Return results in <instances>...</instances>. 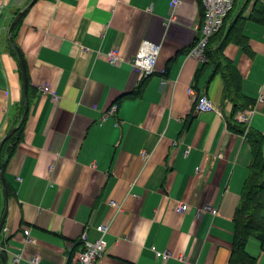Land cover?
<instances>
[{"label": "crops", "instance_id": "1", "mask_svg": "<svg viewBox=\"0 0 264 264\" xmlns=\"http://www.w3.org/2000/svg\"><path fill=\"white\" fill-rule=\"evenodd\" d=\"M32 1L0 0V142L24 97L7 32L17 10L26 9L11 32L33 93L0 159V264H80V237L96 240L100 224L108 250L95 264H230L247 135L264 134V0L234 1L207 62L189 53L202 36L201 0ZM143 42L161 48L140 81L132 61ZM226 62L240 83L231 97ZM190 88L217 112H195ZM205 206L216 213L197 214ZM245 252L264 264V237L250 236Z\"/></svg>", "mask_w": 264, "mask_h": 264}, {"label": "built area", "instance_id": "2", "mask_svg": "<svg viewBox=\"0 0 264 264\" xmlns=\"http://www.w3.org/2000/svg\"><path fill=\"white\" fill-rule=\"evenodd\" d=\"M204 7V22L202 26V36L196 41L193 48L189 52L192 57L205 60V48L207 47L209 39L215 35L222 27L224 20L228 14L232 11L235 0H201ZM181 3V0H173L172 5L176 7ZM161 46L152 42H143L135 57L132 61L134 67L139 70V79L144 80L150 77L156 69L157 59L160 53ZM107 59L109 63L115 64L118 61V57L115 51H110L107 53ZM44 92L48 89L44 88ZM190 97H192L195 102V112L197 113H210L217 112L216 107L205 95L198 96L194 89L190 88L187 91ZM117 109L116 105H112L109 110H107V115H113ZM251 112L241 113L238 116V122L244 125H248L251 118ZM146 156V155H145ZM115 204V203H112ZM188 205L178 204L176 211L183 213L188 210ZM210 212L212 214L216 213V210L210 206H205L204 208L197 211V214ZM95 230L99 234V237L94 241H89L87 238V233L83 232L80 237V242L83 245L82 251L77 255L80 264H95L97 261L102 259L108 250V244L105 240V235L108 232L107 224H100L96 226ZM23 234L26 236V241H30L29 229L26 227L23 229ZM155 256L160 258L162 261L168 260L171 255L170 253L157 251L153 248ZM12 264H20V257L15 256L13 258Z\"/></svg>", "mask_w": 264, "mask_h": 264}, {"label": "trees", "instance_id": "3", "mask_svg": "<svg viewBox=\"0 0 264 264\" xmlns=\"http://www.w3.org/2000/svg\"><path fill=\"white\" fill-rule=\"evenodd\" d=\"M19 11L20 10H17L14 13V16L17 15ZM253 14H256L255 20L262 23V12L255 10V13L253 12ZM19 22L20 19L17 21V23ZM17 23L15 25H17ZM212 37H214V35ZM212 37L209 39L208 44ZM208 44L204 52L206 62L210 60V56L208 53ZM11 50L14 56H16V53L12 47ZM217 69L221 68L217 67ZM221 74L223 75L225 83L224 96L231 97L232 94L237 93L240 89L238 74L235 68L228 62L225 63L224 68L221 70ZM27 97L28 102H30L31 98H33V93L29 86L27 87ZM241 99L242 101L240 104L242 106L244 105V102H251L244 97H242ZM22 113H24V97L20 103V106L18 107V109H16V121L14 125L20 122ZM23 125L18 127L13 135L3 143L0 149V159L2 152L5 151L7 145H9V142H12L14 144L15 137L17 136L19 138L22 133ZM247 140L250 146V153L252 157L250 173L248 174V179L246 180L242 191L240 206L236 211V215L234 216L235 234L233 239L232 255L229 262L230 264H256L255 258L245 252V243L250 236L264 237V134L249 133L247 135ZM0 166L1 168L3 166V163L1 161Z\"/></svg>", "mask_w": 264, "mask_h": 264}, {"label": "water", "instance_id": "4", "mask_svg": "<svg viewBox=\"0 0 264 264\" xmlns=\"http://www.w3.org/2000/svg\"><path fill=\"white\" fill-rule=\"evenodd\" d=\"M33 2H35V0H33L32 3H33ZM25 11H26V9L20 11V12L15 16V18L13 19V21H12L10 27H9V31H7V32H8V39H9V42H10V44H11L10 46H12L13 50L15 51V53H16V55H17V57H18V62H19V67H20V72H21V75H22V82H23V86H22V87H23V89H24V113H22V118H21V121H20L19 125H18L17 127H15L13 130H11V131L8 133V135L3 139V141L0 142V143H1V145H0V149H1L2 145H3V143H4L8 138H10V137L13 135V133L16 131V129H17L18 127H20L21 125H23V122H24V120H25V116H26L25 113H27V111H28V106H29L28 97H27V80H26V73H24V72H25L24 61H23V59H22V55H21V53H20L18 47L16 46V44H15V42H14V39H13V37H12V32H11V31L13 30L15 24H16L17 21L19 20V17H21V16L24 14ZM1 180H2V182L4 183L2 175H1ZM1 184H2V183H1ZM2 185H3V188H4V184H2ZM4 196H5V197H4L5 200H7V198H6V197H7V194H6L5 189H4ZM3 223H4V215H3L2 220H1V222H0V232H1V229H2V225H3Z\"/></svg>", "mask_w": 264, "mask_h": 264}]
</instances>
